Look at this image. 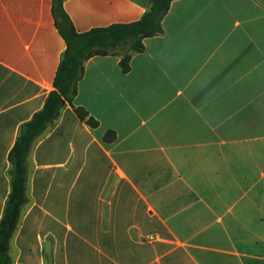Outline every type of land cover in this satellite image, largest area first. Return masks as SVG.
<instances>
[{"label":"crops","instance_id":"obj_1","mask_svg":"<svg viewBox=\"0 0 264 264\" xmlns=\"http://www.w3.org/2000/svg\"><path fill=\"white\" fill-rule=\"evenodd\" d=\"M151 0H65L75 30L139 21ZM53 0H0V222L9 154L66 42ZM130 71L85 64L30 154L13 264H264V0H174ZM108 131L114 140H106Z\"/></svg>","mask_w":264,"mask_h":264},{"label":"trees","instance_id":"obj_2","mask_svg":"<svg viewBox=\"0 0 264 264\" xmlns=\"http://www.w3.org/2000/svg\"><path fill=\"white\" fill-rule=\"evenodd\" d=\"M173 1L151 0L147 12L139 21L78 33L64 9L65 0H53L55 24L66 42V50L55 78V89L49 94L44 108L21 127L9 154L11 193L0 222V264H13L10 256L11 241L18 229L24 207L29 203L28 160L35 143L55 124L66 105L72 106L79 119L92 128L99 126V122L85 108L74 105L86 62L95 56L117 54V50L128 46V52L121 60L123 72L128 73L132 54L144 50L143 40L163 33V19ZM115 137L113 131L106 134V140H114Z\"/></svg>","mask_w":264,"mask_h":264},{"label":"rangeland","instance_id":"obj_3","mask_svg":"<svg viewBox=\"0 0 264 264\" xmlns=\"http://www.w3.org/2000/svg\"><path fill=\"white\" fill-rule=\"evenodd\" d=\"M124 49H125V50H126V49H129V47L127 46V47H125Z\"/></svg>","mask_w":264,"mask_h":264}]
</instances>
